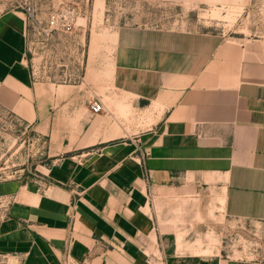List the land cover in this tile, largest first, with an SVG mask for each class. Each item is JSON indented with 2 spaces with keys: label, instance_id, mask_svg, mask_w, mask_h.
Listing matches in <instances>:
<instances>
[{
  "label": "crops",
  "instance_id": "0c3cea01",
  "mask_svg": "<svg viewBox=\"0 0 264 264\" xmlns=\"http://www.w3.org/2000/svg\"><path fill=\"white\" fill-rule=\"evenodd\" d=\"M170 2L246 9L251 0ZM154 21L119 27L113 104L88 109L44 180L0 184L11 201L0 264H63L67 247L83 264H150L156 250L161 264H264L189 241L200 224L186 217L203 214L184 199L212 189L228 217L264 221V39ZM23 26L0 21V102L30 110ZM23 118L48 133L57 119ZM208 247L211 254L195 252Z\"/></svg>",
  "mask_w": 264,
  "mask_h": 264
},
{
  "label": "rangeland",
  "instance_id": "374dc122",
  "mask_svg": "<svg viewBox=\"0 0 264 264\" xmlns=\"http://www.w3.org/2000/svg\"><path fill=\"white\" fill-rule=\"evenodd\" d=\"M214 7L187 9L170 0H0V21L11 18L24 24L32 88L30 110L0 102V184H39L60 158L56 151L66 134L84 128L80 120L88 116L91 102L99 98L113 104L111 71L121 25L152 20L166 24L179 19L185 20L184 27L200 23L216 33L264 39V0H251L233 21L212 16ZM130 108L127 103L121 106L125 113ZM23 117L57 119H52L48 133L44 132L47 128L40 127L41 120L30 123ZM219 195L212 189L186 195L185 209L202 210L203 214L202 218L186 217V221L200 224L194 229L190 226L195 231L187 235L188 240L198 238L200 245L202 240L215 243L224 256L264 261V221L228 217L221 209ZM10 205L0 190V222ZM211 250L195 252L211 254ZM160 258L164 256L156 250L150 264H161Z\"/></svg>",
  "mask_w": 264,
  "mask_h": 264
},
{
  "label": "built area",
  "instance_id": "2783aa9c",
  "mask_svg": "<svg viewBox=\"0 0 264 264\" xmlns=\"http://www.w3.org/2000/svg\"><path fill=\"white\" fill-rule=\"evenodd\" d=\"M29 16H32L33 13L28 12ZM90 112L94 113V114H98L102 111L105 110V103L102 99H96L93 100L90 104L89 107ZM71 243V241H70ZM63 264H83V263H79L77 261L74 260V258L72 257L69 247H67V249L64 252V257H63Z\"/></svg>",
  "mask_w": 264,
  "mask_h": 264
},
{
  "label": "bare ground",
  "instance_id": "6f19581e",
  "mask_svg": "<svg viewBox=\"0 0 264 264\" xmlns=\"http://www.w3.org/2000/svg\"><path fill=\"white\" fill-rule=\"evenodd\" d=\"M242 8H234V7H214L212 9V16L220 17V18H226L229 20H235L236 15L238 12H240ZM205 15H209L208 13H205ZM219 200L223 202L222 195H219ZM222 204V203H221ZM219 208V207H218Z\"/></svg>",
  "mask_w": 264,
  "mask_h": 264
}]
</instances>
